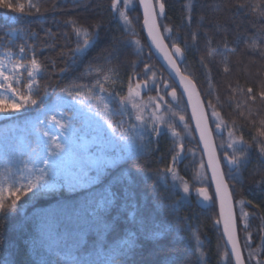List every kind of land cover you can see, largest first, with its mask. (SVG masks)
<instances>
[{"label": "trees", "instance_id": "obj_1", "mask_svg": "<svg viewBox=\"0 0 264 264\" xmlns=\"http://www.w3.org/2000/svg\"><path fill=\"white\" fill-rule=\"evenodd\" d=\"M154 1L158 4V0ZM14 2L24 4L25 11L11 13L0 9V58L2 54L15 58L19 45L27 42L36 47L39 60L46 64L54 63L55 67H49L47 77L43 79L38 77L33 87L34 91L39 90V96L42 97L47 89L49 94L44 97L43 103L38 99L37 106L27 112L22 109L14 117L0 121V127L6 123L26 125L41 112V108L56 100L61 87L65 93L64 97L67 98H71L67 96V92L77 88L82 96L86 95L91 85L95 83V71L92 75L87 74L89 65L93 70L103 67L104 72L100 78L104 80L107 77L105 87L123 96L127 95L128 78L133 76L134 72L141 75L147 73V84L151 85L155 80L157 86L156 90L141 91V98H152L161 103L163 114L166 116L165 121L173 122L175 125L181 114H184L185 121H188L183 100L177 108L175 102L169 105L170 100L167 96L162 102L157 99L164 93L163 84L172 81L147 48L141 30L142 17L136 0L127 10L131 21L128 28L123 26L112 9L115 0H80V7L73 6L77 0H66L65 8L54 7L57 0ZM159 2H165L166 5L167 19H158L163 37L167 35L163 31L164 26L173 29V36L181 37L180 46L185 51V58L183 63L178 59L179 67L182 73L196 84L211 128L220 127L221 134L214 135L218 154L219 145L222 142L226 143L229 131L233 132V138L239 140L243 135L245 142L251 143L250 137L257 134L259 120L264 118V102L258 98L256 101L248 99L246 90L251 87L254 93H258L264 82V54L261 52L264 44L260 42L264 39V25H261L258 18L252 14L238 13L235 5L239 3L256 5L260 0H197L190 26L186 6L193 0ZM30 3L39 5L41 11L36 13L32 9V14H27ZM70 18L78 19L79 23L85 26L91 24L101 26L99 36L88 50V54L82 59H77L75 64L72 63L71 50L76 47L77 37L65 23ZM192 33L198 34L195 44L191 39ZM208 40H211L210 45L207 43ZM126 41H132L131 48H123ZM165 42L172 50L170 42L167 39ZM225 42L231 49L226 55ZM113 45L121 51L113 53L111 63H105L103 57L108 55ZM141 49L143 57L137 55ZM66 65L70 70L61 78L60 70ZM225 67H228V72L224 71ZM76 77L80 79L75 80ZM70 79L72 83L69 82ZM134 79L143 85L144 81L139 76H134ZM121 81L124 82L122 92ZM58 84L61 87H57ZM171 89L176 90L177 96H180L174 84L167 92ZM118 107L109 102L111 123L117 127V124L123 121L124 126L121 129L127 128L129 117L113 114ZM169 107L176 111V116L173 117L171 112L167 111ZM214 118H218L220 123ZM254 124L257 127H254ZM74 127L81 129V120H78ZM157 127L161 129L162 135L160 137L153 135L151 145L148 143L149 137L145 135L137 152H130L124 159L112 164H103L99 171L95 168L90 170L89 177L96 179L88 187L69 192L60 186L50 191L34 190L28 195L10 191L4 199L5 211L0 212V264H59L60 261L70 259L105 264L112 256L113 250L118 248L127 250L126 255L117 257L123 264H185L194 257L199 259L196 241L200 242L198 249L205 257L204 264H226V258L223 256L225 246L220 229L215 223L218 219L216 204L214 209L210 204L202 207L193 196L188 201H183L178 191L165 187L157 176L160 169L170 166L179 173L182 181L187 183L192 191L197 186L208 185L205 170V184L197 181V168L202 158L191 125L186 129L183 125L175 127L180 133L179 136H174L172 128L164 122ZM26 140L31 142L29 136ZM181 144L184 145L186 158L176 168L171 164L169 150L175 146L176 151L180 152ZM0 149V186H5L9 177L12 180L17 179V173L21 168L16 166L18 148L14 141L0 135ZM187 149H192L195 155L193 156ZM105 154L113 155L112 152ZM258 156L259 149H253L247 168L241 169L239 179L228 181L229 188L235 185L233 200L237 217L240 216V207L250 214L258 213V216L251 220L250 244L247 247L244 245L245 233L241 231L242 221L239 219L237 221L246 264H253L249 262L248 250L256 253L258 264H264L262 246L264 242L261 240V237H264V230L261 228L260 219L264 217V190H261L264 166L260 164ZM124 189L135 195L136 211L133 219L139 215L153 216L160 224V227L149 225L145 233L149 235L158 232L159 236L155 239L141 236L138 245L133 249H127L122 243L128 239L123 228L118 230L106 228L81 209V203L91 199V207L99 206L98 214L104 217L105 224L110 222L112 216L119 214L124 225L130 226L125 217L128 212H133V209L128 206L121 212V205L125 203L122 198L118 199L109 211H104L109 207L106 203L108 193L115 191L121 194ZM15 195H20L21 198L14 206L9 207ZM161 199L169 206L174 205L175 211L171 208H161L159 206ZM252 205L256 207L253 208ZM77 212L81 215L77 216ZM49 219L57 222L54 230L55 242L46 235L44 225Z\"/></svg>", "mask_w": 264, "mask_h": 264}, {"label": "snow or ice", "instance_id": "obj_2", "mask_svg": "<svg viewBox=\"0 0 264 264\" xmlns=\"http://www.w3.org/2000/svg\"><path fill=\"white\" fill-rule=\"evenodd\" d=\"M122 4L124 10H121L118 7L117 2L113 3L112 9L125 24H131L127 10L132 6V0H122ZM139 4L143 6V24L148 30V36L152 38V43L155 44L157 48H160L162 46L163 39H167L170 42L169 46L174 49V52H172L171 55H165V59L168 61V64L172 69V73H174V76H172V73H170L173 83H164V93L163 95L158 96L157 99L162 102L165 96L168 94L167 89L172 88L173 84H175V77H179V84H176L175 87L179 88L180 85H183V91L180 92V96L178 97L177 91L173 90L171 92L172 100L169 101V105L175 102L178 108L184 94L187 93L188 100L185 104V111L188 104H191L192 107V114L187 122L185 121V115L181 114L179 115V121L177 124L174 125V123L170 121H165L164 123L168 127L172 128V134L174 136H179L180 133L175 130V127L179 126V124H183L185 128H188L190 121L194 119L196 124L195 130L200 132V140L204 142V150L207 151L209 145L208 141L205 139V130L201 127L204 114L199 110V101L193 102L192 99L193 93L195 91V84H193L192 80H189L187 76L181 75L180 68L177 65V60L173 59V57H177L181 63L184 62L185 51L182 50L180 46L181 37L178 35L173 36V29L167 26L163 27L164 33H167L166 36L158 38L156 35H154V31L158 28L157 20L167 19L165 2H159L158 0V10L156 5L149 3V0H139ZM73 6L80 7V0H77L76 4ZM84 6L87 7L88 5ZM54 7L65 8L67 7V2L66 0H57V3L54 5ZM196 7L197 0H193V2L187 6L189 26L191 24L192 14L196 11ZM235 7L238 13L245 12L252 14L258 18L261 25H264V0H260V3L256 5L239 3L235 5ZM28 8L29 11L27 14L29 15L32 14V9H34L36 13L41 11L40 6L37 4L30 3ZM0 9H5L11 13H24L25 5L22 3H15L14 0H0ZM201 19H203V17H201ZM65 23L71 27L72 33L77 37L76 47L71 50L72 63L75 64L77 59H82L88 54V50L93 46L94 42L99 36L101 26L100 24H91L85 26L80 24L78 19L75 18L67 19ZM191 39L193 44H195L198 39V34L192 33ZM260 42L261 44H264V39H261ZM207 43L210 45L211 40H208ZM131 46L132 41H126L124 42L123 48L129 49ZM120 51L121 49L113 45L108 55L103 57L104 62L111 63L113 59V53ZM211 51L212 50L209 47V52L211 53ZM229 51H231V49H229L227 42H225L224 54L226 55ZM261 52L264 54V49H262ZM18 53L19 57L14 63L11 72L6 74L4 71V65L0 64V89H2L4 93L10 94L0 98V113H7L9 108L14 109L17 112H19L21 109L27 112L34 106L38 105V99L40 103H43L44 97L49 94L47 89H45L44 96H39V90L34 91L33 85L37 83L38 77L42 79L47 77L48 68H54V63L46 64L39 60L37 58L36 47L34 45H29L27 42L19 45ZM29 53H31V56H29ZM5 55L7 56V54ZM137 55L139 57H143V50L141 49ZM8 58L11 60V57ZM25 60L28 62L21 63V61ZM140 62L142 63L143 60L141 59ZM69 70V66L67 65L62 68L60 70L61 78H63L64 75L69 72ZM228 70V67L224 68L225 72H228ZM93 71H95V83L91 85L90 91L86 95L82 96L81 91L78 88L74 89L73 91H69L67 92V96L71 97L72 103H67L64 100V90L61 85L58 84L57 87H61V92L57 94L56 101L51 106L40 109L41 113L43 114V118H38L33 127L46 139L38 140L37 148L33 149L38 161V166L36 168L38 175L36 176L35 180H30L26 185H23L21 188H17L15 190L16 192H22L23 195H28L29 192L33 191V189L47 191L50 188L57 186V181L60 179L65 181L69 191H75L77 188L81 187H88L94 183L96 179L94 177H89V171L93 168L99 171L101 161H106L108 163L113 162L105 156V146L108 148H119L120 151L127 152L131 147L135 146V140L143 139L145 135L149 137V145L153 143L151 139L153 135L156 137H160L162 135L161 129L158 128L155 123H152L150 126L149 121L152 119L151 116L145 120L142 116L136 115L135 120L138 123H128L127 131H121V128L124 126L123 121L117 124V127L115 128H113L112 123H108L107 127L111 131V136L108 137L106 141H101L97 145L98 151L95 154L90 153V149L92 147L90 143L84 142L77 144L74 139L77 129L73 125L82 118H89L88 113H90L94 107L92 104L93 99L96 100L97 104H99V102L103 99L105 101V108L109 106V102L118 105L119 107L115 109L113 114H118L121 117L127 115L129 117V121H131L133 113L129 111V104H131L132 109H137L139 107L133 98L140 96L141 91L147 92L149 90H156L157 86V82L155 80H153L151 85L147 84V73L141 75L138 72H134L133 76L128 78V96H123L117 93V91H110L105 87V81L107 77H105L104 80L100 78L104 72L103 67H97L93 70L92 66L89 65L87 74L92 75ZM25 74L26 78L30 81L27 84V93L20 91L15 86L17 84L23 85L24 81L21 79V77ZM134 76H139L140 79L144 81L143 85L137 83L134 79ZM74 79L79 80L80 77H76ZM69 82L72 83V80L70 79ZM120 83L122 92L124 82L121 81ZM189 85H191V89L189 88ZM246 94L248 99L252 101H256L258 98L261 102H264V82H262L260 91L258 93H254L253 88L249 87L246 90ZM156 107H158V105H156ZM167 111H170L173 117L176 116V111H173L170 107L167 109ZM213 114L215 115V109H213ZM58 116L60 118H57ZM48 123L55 125L59 130L58 133L53 134L51 131L45 130ZM253 126L257 127L255 124ZM118 132L120 133L119 135H117ZM58 137L64 138L63 144L59 142ZM250 139L251 143H247L245 142L243 135H241L239 140H237L233 138V132L229 131L228 142H222L219 145V154L209 152L208 164H200L201 168L211 169V176L208 177V185L195 187L197 197H202L204 201L210 202V205L213 207V209L217 200L219 201V218L215 221V223L216 225L223 223V235L227 237L225 251L223 252V256L226 258V264H232L231 257L233 255L235 256V264H244V261L240 255L239 242L236 238V232L238 228L237 221L239 219L243 223V228L241 231L245 233L244 245L247 247L248 237L250 235L249 230L251 227V220L253 217L258 216V213L250 214L248 211H242L239 218L234 215L231 207H229V204L232 201L233 195L235 193V185H233L232 188H229L228 181H235L239 179L241 169L247 168L251 157V151L255 148L259 149L258 159L260 164L264 166V118L259 120L257 134L251 136ZM197 143H199V141ZM41 145L45 146L43 152L39 150ZM180 149L181 151L177 152L175 146H173L169 150L171 164L176 168H178L186 158L183 144L180 145ZM187 151L191 152L193 156L195 155V152L192 149H187ZM25 167L27 168V164H25ZM29 171H31V169H29ZM169 175L172 177L174 186L178 189L179 185H176L175 181L181 178L178 172L173 171V167L166 166L165 168L160 169L157 173L158 179H167ZM181 182L184 183L183 192L188 193L189 187L187 183L183 182L182 179ZM212 184H215V190L210 193ZM261 185V190H264V180L261 181ZM20 198V195H15V198L11 201V205H9V207L14 206L16 202L20 200ZM121 198L125 202L121 205V212H124L128 206L133 209V212H128L125 217L127 224L130 226L124 225L119 214L112 216L110 222L105 224L104 217L98 214L99 206H97V208L91 207V199H88L86 203L82 202L81 209L92 216L97 223L103 224L106 228L113 230L123 228V231L126 232L128 239L124 240L122 243L127 246V249L135 248L138 245L141 236H144L146 239H155L160 235L158 232L145 235L146 229L149 225L152 227H160L159 222L156 221L153 216L146 217L139 215L133 219L134 212L136 211L135 195L128 189H124L121 194H118L115 191H110L106 197V203L109 207L104 209V211H109L115 206L116 201ZM4 199L5 198L3 197L2 193H0V212L5 211ZM159 206L161 208H171L173 211H175V206H169L165 204L163 199L160 200ZM252 207L255 208L256 205H252ZM76 215L80 216L81 213L77 212ZM260 219L262 220L261 228L264 230V217H260ZM44 227L47 230L46 235L48 238L55 242L54 230L57 227V222L53 219H49ZM261 240L264 242V237H261ZM228 245H231L230 251L228 250ZM262 246H264V244H262ZM126 254V249H114L112 256L109 257L107 261H105V264H123V262L118 260L117 257ZM59 264H94V262L88 260L80 262L70 259L66 261H60ZM185 264H200V260L194 257L192 260L186 261Z\"/></svg>", "mask_w": 264, "mask_h": 264}, {"label": "rangeland", "instance_id": "obj_3", "mask_svg": "<svg viewBox=\"0 0 264 264\" xmlns=\"http://www.w3.org/2000/svg\"><path fill=\"white\" fill-rule=\"evenodd\" d=\"M115 2H117L118 7L121 10H124L122 0H115ZM134 3H135V0H132V6L134 5ZM187 6H186V10H187ZM118 19L120 20V22L123 24V26L125 28H128V24H125L119 16H118ZM8 57H11V60ZM18 57H19V53L15 56V58L13 56H10V55H7V56L5 54L1 55L0 64L4 65V71L6 74L8 72L12 71L13 65L17 61ZM21 63H25V62L21 61ZM21 79L24 81L23 85L17 84L15 86L20 91L27 93V91H28L27 84L30 81L26 78V74L24 76H22ZM33 87H34V85H33ZM5 95H10V94L4 93L3 90L0 89V98L4 97ZM126 96H128V92H127ZM133 99L138 104L139 107L137 109H132L131 104H129V111H131L134 114V116H132L133 118L131 119V121H129V123H138L135 120L136 115L142 116L143 119H145V120H147L149 118V116H151L152 119H151V121H149L150 126L152 123H155V125L158 126V125L162 124L163 122H165L166 116L163 114L162 104L159 103L157 100L152 99V98H151V100H150V98L143 99V98H141V96L134 97ZM64 100L67 103H72L71 98L64 97ZM104 103H105V101L103 99L99 102V104H97L96 100L93 99L92 104L94 107H93L92 111L90 113H88L89 118L88 119H83V118L80 119L82 122L81 129H77L75 127L77 129V132L74 135V139H75L76 143L77 144H81L84 142L90 143L92 145V147L90 149L91 154L97 153V151H98L97 145L101 141H106L107 138L111 136V131L107 127V124L111 123L110 108H109V106L107 108H105ZM52 104L48 105L47 107L51 106ZM156 105H158V107H156ZM47 107H45V108H47ZM19 112L15 111L14 109L9 108L7 110V113H0V121H4V120L6 121V120L14 117L15 115H17ZM38 118H43V114L41 112L34 119L30 120L26 125L15 124V123H6L0 127V135H2V137H4V138H7L9 141H14L16 143V146L18 148V156L16 158V160H17L16 166H20V168H21L19 173H17V179L12 180L9 177V180L7 181L6 185L0 186V193H2L4 198L6 197V195L10 191L16 192L15 190L17 188H20L21 186L26 185L30 180H35L36 176L38 175V173L36 171V168L38 166V161H37L36 154L33 152V149L37 148L38 140H45L46 139L42 136V134H39L33 127V125L35 124V122ZM57 118H60V117L58 116ZM214 119L217 121V123L219 122L218 118H214ZM179 125H183V124H179ZM113 128H115L114 125H113ZM183 128H184V126H183ZM218 128H220V127H218ZM45 130L51 131L53 134H56L59 131L58 128H56V126L52 125L51 123H48L46 125ZM121 131H127V128H123V129H121ZM185 132L188 135V132L187 131H185ZM119 134L120 133L118 132L117 135H119ZM27 136H29L31 139L30 143L27 142V140H26ZM58 139H59V142L61 144L64 143L63 137H58ZM141 140L142 139L135 140V146L131 147L130 150L127 152L120 151L119 148H108L107 146H105V152H112L113 155L108 156L105 153L104 154L107 158H109L111 161H113L112 163H114L116 161L124 159L126 157V155H128L130 152H134V153L137 152L140 148ZM226 142H228V136H227ZM122 143H124V142H122ZM44 147H45L44 145H41L39 150L41 152H43ZM0 156H1V149H0ZM117 157H121V158H117ZM112 163H108L106 161H101L100 166H102L103 164H112ZM201 163H203V162H200L199 166L197 168V181L199 183L205 184L204 168L200 167ZM25 164H27V168L25 167ZM29 169H31V171H29ZM73 170H75V169H73ZM173 171L177 172L176 170H173ZM161 181L165 187H171L172 189L178 191L180 193V197L183 201H188L190 199V197L193 196L195 198V200L197 201V203L202 207H205V206L210 204V202L204 201L202 197H197L195 190L192 191L189 188V192L184 193L183 192L184 183L181 182V179H177L175 181V184L179 185L178 189L174 186L171 175H169L167 177V179H161ZM18 183H19V185H17ZM60 186H63L66 189V191H69L68 187L66 186L65 181L63 179H60L59 181H57V186L52 187L47 191L56 189ZM34 190H39V189H33V191ZM69 192H73V191H69ZM242 211H244V209H242V207H240V213ZM242 225H243V223H242ZM199 244H200V242H198V241L195 242V245L197 247L196 252L199 256L201 264H204L205 257L202 255V253L198 249ZM249 244H250V242H249V237H248V245ZM247 252H248L247 256H248L249 262L253 263V264L254 263L258 264V261L256 259L257 258L256 253H253L249 250Z\"/></svg>", "mask_w": 264, "mask_h": 264}, {"label": "water", "instance_id": "obj_4", "mask_svg": "<svg viewBox=\"0 0 264 264\" xmlns=\"http://www.w3.org/2000/svg\"><path fill=\"white\" fill-rule=\"evenodd\" d=\"M136 1H137V5H138V8H139L141 17H142L141 28H142V32H143V35H144V38H145V41H146V45H147L151 55L154 57V59L157 61V63L164 70V72L166 73L168 78L172 81V77H170V73H172V69H171L170 65L168 64V61L165 59V55L166 54L171 55V53L174 52V49L171 50L167 46V44H166L164 39L162 41V46L160 48H157V46L152 43V38L148 36V30H147L146 27H144V24H143V13H144L143 6L139 4V0H136ZM149 3L155 5L154 4V0H149ZM157 24H158V28H157V30L154 31V35H156L158 38H162L163 35H162L161 29L159 27L158 20H157ZM173 59L177 60L178 58L177 57H173ZM177 65L179 67L178 61H177ZM180 72H181V75L186 76L185 74L182 73L181 69H180ZM172 76H174V73H172ZM188 79L191 80L189 77H188ZM172 83H173V81H172ZM186 83H187V81H186ZM192 83L195 84L193 80H192ZM176 84H179V77H175L174 86ZM189 88L191 89V85H189ZM176 89L178 90L179 93L182 92L183 91V85H180V87L176 88ZM172 91H173V89L170 90L168 92V94H167L168 99H170V100H172V97H171V92ZM192 99H193V102L199 101V104H200V109L199 110L202 111L203 114H204L203 120L201 122V127L204 128V130H205V139L208 141L209 147H208L207 151L204 150V142L200 140V132L198 130H195V128H196L195 120L194 119L191 120L190 124H191V129H192L193 136L195 138L196 143L199 141V143H197V147H198V150H199V152L201 154V157H202V160H203V164L207 165L208 164V153L209 152H213V153L218 154V151H217V148H216L215 139H214V134L219 135L220 134V130L216 129L213 132V130L211 129L209 118H208V115H207V112H206V108H205L203 99L201 97V94H200L196 84H195V91L193 93ZM182 100H183L184 105H185L187 103V100H188L187 93L184 94ZM186 111H187L188 117H190L191 114H192L191 104H188ZM205 171H206L207 177H210L211 176V169L210 168H205ZM211 189H212V191L215 190V184H212ZM216 207H217V214H218V218H219V201L218 200L216 202ZM229 207H231L234 215L236 216L235 203H234L233 198H232V201L229 204ZM219 228H220L221 236H222V239H223V242H224V246H225V244L227 242V237L223 235V223H221L219 225ZM236 238H237V240L239 242V250H240L241 258L243 259L244 264H246L245 260H244L243 251H242V247H241V244H240V240H239L238 228H237V232H236ZM228 250L229 251L231 250V245H228ZM231 260H232V264H235V256L234 255L231 257Z\"/></svg>", "mask_w": 264, "mask_h": 264}]
</instances>
